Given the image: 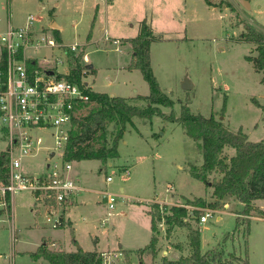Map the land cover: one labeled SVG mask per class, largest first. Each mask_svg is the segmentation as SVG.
<instances>
[{
	"label": "rangeland",
	"instance_id": "obj_1",
	"mask_svg": "<svg viewBox=\"0 0 264 264\" xmlns=\"http://www.w3.org/2000/svg\"><path fill=\"white\" fill-rule=\"evenodd\" d=\"M9 1L0 0V19L6 22L10 11L13 27L30 14L38 28L47 27L51 21L61 25L64 46L86 44L88 37L98 42L97 48L91 46L85 50L81 47L80 50L79 46V52L83 50L94 68L100 69L98 78L102 86L99 90L108 92L110 88L106 89V85L110 83L112 91L120 88L126 95L129 89H137L136 95H148L149 88L138 70L131 75L129 71L113 70L128 65L132 52L127 53L128 49L114 45L112 39L129 37L136 25L147 19L157 38L150 46L151 68L161 90L174 102L172 109L160 108L162 113L168 115L172 111L178 115L181 106L187 105L193 113L205 118L213 115L232 132L241 130L251 142L264 139V74L256 72L246 60V57L256 56L255 46L240 40L246 28L264 35V0H245L249 9L239 0H206L207 3L205 0H116L114 14L108 13L113 23H106L103 4H95L96 0H58L60 7L57 11L54 7V16L49 12L51 2L42 0V8L38 10L32 0H11V6ZM1 24L0 30H5L4 23ZM106 29L109 34L105 33ZM107 38H111L110 41H104ZM56 54L48 48L29 52L38 61ZM82 62L85 64L84 56ZM66 69L65 66L58 68L61 72ZM105 69L110 71L105 72ZM185 82H189L191 88L185 90ZM86 112L87 109H82L77 116ZM133 123L134 128L127 129L118 144L117 158L106 164L96 160L72 163V176H79L80 184L93 191L80 196L83 206L74 215L79 222L75 234L83 249L94 247L92 237L96 235L104 243L101 247L107 244L116 247L119 243L128 251L121 252L120 264H160L163 257L174 260L186 256L189 253L187 230L174 227L167 235L164 220L156 222L153 233L157 239L155 258L139 250L150 241L149 212L154 210V205L158 206L161 216L169 215L172 206H187L189 214L185 221L199 230L201 252L217 246L224 235L231 234L225 245L227 252L247 258L251 264H264V216L257 212L249 217L236 215L240 205L233 198H226L213 210L215 213L207 223L199 224L203 212L199 211L197 219L191 213L195 207L187 202L203 198L209 203L214 199L211 188L194 179L189 172L190 166H200L202 162L196 143L177 123L163 121L157 116L150 120L134 118ZM108 130L113 132V125H109ZM53 133L55 130L47 129L38 134L42 138L41 149L34 158L25 161L24 172L41 173L47 150L49 155L55 153V160L59 159ZM233 154V149L225 148L222 156L228 160ZM107 176L111 177V182L106 184ZM219 177V173H215L209 180ZM105 189L122 194L126 199L122 210L118 206L115 209L123 214L112 217L102 227L100 221L106 216V208L101 195L96 193ZM32 205L30 194L19 192L12 200V220L6 222L5 217L0 216V264H48L43 259L33 260L28 252L40 245L43 233L69 236L66 229L42 227L44 214L32 212ZM254 205L264 211V200ZM236 217L243 221L239 232H234ZM247 219L248 236L244 234ZM11 227L15 230V240Z\"/></svg>",
	"mask_w": 264,
	"mask_h": 264
},
{
	"label": "trees",
	"instance_id": "obj_2",
	"mask_svg": "<svg viewBox=\"0 0 264 264\" xmlns=\"http://www.w3.org/2000/svg\"><path fill=\"white\" fill-rule=\"evenodd\" d=\"M52 35L56 41L61 42L60 34L56 29H52ZM156 40L146 20L139 23L138 35L128 40L132 58L127 69L138 70L149 88L147 96L136 98L144 104L138 105L121 97H111L88 89L86 93L89 100L77 107L79 111L87 109V112L72 119L63 159L73 163L96 160L106 164L109 160L118 157V144L127 129L134 128V118L150 120L157 116L163 121L177 123L184 134L196 143L201 152L202 164L190 166L189 172L194 179L212 189L211 197L214 200L207 203L203 198H196L191 202L188 201V205L215 210L221 206V201L233 198L240 205L236 215L249 217L252 212H257L264 216V213L254 206L255 201L264 200V139L251 142L241 130L232 132L213 115L205 118L193 113L187 105L181 106L178 115L172 111L168 115L162 113L160 108L172 109L174 102L161 90L151 68L150 46ZM240 40L255 46L256 56L246 57V60L252 63L256 72L264 74V35L252 28H246ZM83 56L82 50L77 55H71L68 60L70 66L68 78L81 86H83L82 76L87 71L94 73L93 69H89L82 62ZM262 81L264 82V76ZM109 125H113V132H109ZM225 148L234 150L233 156L228 160L222 156ZM7 162L5 157H0V181L2 182L6 180ZM215 173H219V179L209 180V177ZM149 213L152 235L149 244L139 252H149L155 258L157 239L153 233L157 221L164 220L167 235L171 234L174 227L187 230L188 255L179 256L174 260L163 257L160 264H251L247 258H240L234 252L226 251L225 245L230 240L231 234L224 235L217 246L204 253L201 252L200 232L185 221L189 211L184 207L172 206L169 209V215L161 216L158 206L154 205V210ZM191 213L198 219L199 210L194 209ZM242 223L241 218L236 217L234 232H239ZM244 223V234L248 236L249 220L247 219ZM71 235L74 242L72 231ZM51 244L49 240L42 239V243L35 252L30 253V257L33 260L43 259L48 264H102L100 253L85 252L82 249L75 252L53 250L49 248Z\"/></svg>",
	"mask_w": 264,
	"mask_h": 264
},
{
	"label": "built area",
	"instance_id": "obj_3",
	"mask_svg": "<svg viewBox=\"0 0 264 264\" xmlns=\"http://www.w3.org/2000/svg\"><path fill=\"white\" fill-rule=\"evenodd\" d=\"M35 19L27 17L25 26H8L0 32V157H5L6 180L0 181V216L6 222L12 218V200L19 192L26 191L33 199L32 212L44 214L45 222L52 229L66 226V213L82 190L79 180L72 176V163L63 159V152L71 128L77 117V107L89 100L83 86L71 81L69 58L79 53V45L64 46L43 28H35ZM48 48L57 56L43 57L38 61L30 51ZM66 67V71L58 70ZM47 129L55 130V153L47 150L44 170L33 175L22 170L27 159L34 158L41 149L38 135ZM106 184L111 177L105 178ZM106 216L100 221L104 227L116 206L125 201L122 194L107 189L100 192ZM189 209L187 206H180ZM203 214L199 224L207 223L215 211L199 209ZM2 220H0L1 222ZM12 239L15 231L11 227ZM120 252L101 253L102 264H120Z\"/></svg>",
	"mask_w": 264,
	"mask_h": 264
},
{
	"label": "crops",
	"instance_id": "obj_4",
	"mask_svg": "<svg viewBox=\"0 0 264 264\" xmlns=\"http://www.w3.org/2000/svg\"><path fill=\"white\" fill-rule=\"evenodd\" d=\"M47 3L51 2L52 3V9L49 10V12L52 13L51 16H54V11H55V8L56 7V11H57V8L60 7V1L58 0H45ZM115 2L116 0H96L95 1V4L98 3V4H103V10H104V13H105V18H106V23H113V21L110 19H108V13L112 12L113 13V9H114V6H115ZM34 6L36 5V9L38 10H41L42 8V0H32L31 2ZM7 4V2H6ZM9 5L11 6V0L9 1ZM55 5V6H53ZM30 6V4H29ZM3 8L5 9L6 6L4 5ZM49 9V7H48ZM30 15V14H29ZM28 15V16H29ZM27 15L25 16V18L19 22L18 24H15L17 26L15 27H22V26H25L26 22H27ZM114 18V17H113ZM146 19V18H145ZM147 20V19H146ZM4 23L3 25V28H7L8 26H12L14 25V23L12 22V15H11V12L9 11L8 12V17L6 19V22L5 20H2L0 19V26H2L1 23ZM140 23V22H139ZM149 26L151 27V25L149 24ZM2 28V27H1ZM0 28V29H1ZM35 28L37 30L43 28L44 32L46 31V33H51L52 34V29H56L59 34H60V41L61 43L63 44V41H62V37H61V30H62V26L61 25H58L57 23H55V21H51V23L47 26V27H44V26H41L40 28L36 27ZM134 29V27H133ZM0 31H4V30H0ZM105 33L109 34V31L104 30ZM139 33V24L136 25V28L132 31V33L129 35V37L127 38H122V39H119V38H113L112 39V43L116 46H119L121 49L122 48H126L128 49V52L127 53H131L132 50H131V46L130 44L128 43V40L132 39V38H135ZM111 38H107L105 39L104 41L108 42L110 41ZM75 44V43H74ZM79 45V44H78ZM99 43L98 42H94L91 40V38H88L87 41H86V44H83V45H79L80 46V50H81V47H84L85 50L86 48H89L91 46H95L96 48L99 47ZM117 49V48H116ZM79 50V51H80ZM126 51V50H125ZM84 58H85V65L89 68V69H93L94 73H91V71H87L83 76H82V82L84 83V85L89 88V90L93 91V92H97V93H105L111 97H121V98H124L132 103H138L140 102L139 105H143L144 102L136 99L137 96H142V97H145L147 96L145 93L144 94H137V89H132L130 90L129 89V95H126L124 92L125 90H121L120 88H114L113 91H112V86L110 83H108L106 86V89L110 88V90L108 92L106 91H101L99 90L102 86V84L99 82V78L100 77V69H97V68H94L93 64L90 62L89 58L86 57V53L84 54ZM131 62V61H130ZM150 63H151V52H150ZM130 64V63H129ZM128 65H121L119 67V69H113L115 71H118V72H121V71H129L127 72L128 74H132L133 72L137 71V70H127L126 68H128ZM126 69V70H125ZM110 70H107L105 69V72H109ZM124 86H126L124 84ZM117 92L118 95L115 93ZM122 95V96H121ZM134 124V123H133ZM74 164V163H73ZM202 162L199 164L201 165ZM125 172L127 173V169L125 167ZM78 180H79V183H81V180H80V177L77 176L76 177ZM81 185V184H80ZM81 188L82 190L76 195L75 197V201L73 202V205H71L68 210H67V213H66V226L63 227V228H59L58 231H62L64 229H66V232L69 233V236L66 237L65 234H63L61 237L60 236H52V235H47L46 233H43L44 236L42 237V239H47L49 240V242H51V248L50 249H53V250H57V249H60V250H63L65 252H75L77 251V247L79 246V249H82L83 251L85 252H97V253H104V252H123V253H128V251H126L119 243L118 245L116 244V247H110L109 244L101 247V245H104L103 241L101 240V237L100 236H96L94 235L92 237V242L94 244V247L92 249H83L82 245L79 243V239L76 237V225L79 223L77 219H75L74 215H75V211L83 206L82 202L80 201V196L85 194V193H88L90 191H92L91 189H88L84 186L81 185ZM212 192V189L210 190ZM93 192V191H92ZM96 192V191H95ZM97 196H100V194L96 193ZM258 201V200H257ZM256 203V201L254 202V204ZM124 201L120 202L117 206L120 207L119 209L122 210V208L124 207ZM116 206V207H117ZM255 206V205H254ZM256 207V206H255ZM116 209V208H115ZM262 211V210H261ZM264 213V211H262ZM123 214L122 212H117L114 210L113 214L111 215V217L109 218L108 222H110V219L112 217H115V216H118V215H121ZM104 218V217H103ZM84 220H86L84 217H83ZM12 220V218H11ZM48 227L49 226L46 224V222L42 224V227ZM110 227H113L112 225H110ZM150 228H151V225H150ZM15 231V230H14ZM71 231L73 232V240L74 242L72 241V235H71ZM152 235V234H151ZM151 238V237H150ZM42 239H41V243H42ZM40 243V244H41ZM149 244V243H148ZM39 246V245H38ZM147 246V245H146ZM145 246V247H146ZM53 247V248H52ZM37 249V248H36ZM36 249L32 252H35ZM32 252H28V253H32ZM143 253H146L147 252H143ZM164 254L165 253H168V252H163ZM142 256V255H141ZM44 262L47 263V261L43 260Z\"/></svg>",
	"mask_w": 264,
	"mask_h": 264
},
{
	"label": "water",
	"instance_id": "obj_5",
	"mask_svg": "<svg viewBox=\"0 0 264 264\" xmlns=\"http://www.w3.org/2000/svg\"><path fill=\"white\" fill-rule=\"evenodd\" d=\"M239 2H240V4H242V6H244V8H248L249 9V4H248L247 1H245V0H239ZM183 88L185 90H187V89L191 88V85L189 84V82H185L183 84ZM77 249H79V246L77 247Z\"/></svg>",
	"mask_w": 264,
	"mask_h": 264
}]
</instances>
